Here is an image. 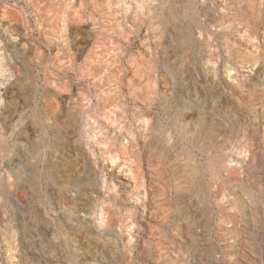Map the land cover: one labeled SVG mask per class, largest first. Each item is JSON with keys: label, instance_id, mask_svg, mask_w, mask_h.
I'll return each instance as SVG.
<instances>
[{"label": "rangeland", "instance_id": "obj_1", "mask_svg": "<svg viewBox=\"0 0 264 264\" xmlns=\"http://www.w3.org/2000/svg\"><path fill=\"white\" fill-rule=\"evenodd\" d=\"M121 1L0 0V264H264V0Z\"/></svg>", "mask_w": 264, "mask_h": 264}, {"label": "bare ground", "instance_id": "obj_2", "mask_svg": "<svg viewBox=\"0 0 264 264\" xmlns=\"http://www.w3.org/2000/svg\"><path fill=\"white\" fill-rule=\"evenodd\" d=\"M12 1H14V0H12ZM16 1V0H15ZM19 1V0H18ZM114 1V0H113ZM26 2V1H25ZM69 2V1H68ZM133 2V0H127V3H126V0L125 1H121V5H124L125 7H129L130 6V4ZM144 2V1H143ZM155 2V1H154ZM24 3V2H23ZM55 3V2H54ZM81 3V2H80ZM140 3V2H139ZM52 4V3H51ZM38 5V4H37ZM118 5V4H117ZM135 5V4H134ZM140 5V4H139ZM8 6V5H7ZM64 6V5H63ZM2 7V6H1ZM26 7V6H25ZM74 7V6H73ZM72 8V7H71ZM130 8V7H129ZM184 8V7H183ZM133 9V8H132ZM25 10V9H24ZM76 10V9H75ZM129 10H131V9H129ZM182 10V9H181ZM26 11V10H25ZM153 12V11H152ZM26 13H27V11H26ZM29 14V13H28ZM73 14V13H72ZM181 14V13H180ZM179 14V15H180ZM218 15V14H217ZM30 16V15H29ZM74 16V15H73ZM69 19V18H68ZM61 23V22H60ZM7 24V23H6ZM11 25V24H10ZM132 25V24H131ZM154 25V24H153ZM170 28V27H169ZM7 29V28H6ZM15 31H17V35H16V37H15V40H11V42H12V44L15 46V47H20L19 49L20 50H23V51H25L26 49H28V50H30V48H31V45L29 44V42L27 41V38H26V34H25V32H24V26H23V24L22 23H17L16 25H15V29H14ZM122 31V30H121ZM138 34V33H137ZM91 35H93V32H88V34H87V36L85 37V38H82V40H84V41H87L88 39H90V37H91ZM145 35H146V33H145ZM70 37V36H69ZM134 38V37H133ZM188 38V37H187ZM73 39V38H72ZM133 40V39H132ZM83 41V42H84ZM145 41V40H144ZM89 42V41H88ZM80 44H83V43H81V42H79ZM78 43V44H79ZM45 44V43H44ZM79 44V45H80ZM88 44V43H87ZM47 45V44H46ZM130 45V44H129ZM45 46V45H44ZM88 46V45H87ZM126 46V45H125ZM78 47H80V46H78ZM107 47V46H106ZM127 47V46H126ZM136 48V47H135ZM122 49V48H121ZM39 50H40V48H39ZM84 50V49H83ZM78 51V50H77ZM106 51V50H105ZM41 52V51H40ZM53 52H55V51H53ZM46 53V52H45ZM44 55V54H43ZM108 55H110V53L108 54ZM79 56V55H78ZM3 58H4V56H3ZM36 58V57H35ZM39 58H41V57H38V59ZM43 58H44V56H43ZM10 59V58H9ZM41 60V59H40ZM162 60V59H161ZM8 61V60H7ZM68 61V60H67ZM9 63V62H8ZM39 63V62H38ZM35 64V63H34ZM60 65V64H59ZM68 65V64H67ZM141 65V64H140ZM36 66V65H35ZM34 66V67H35ZM142 66V65H141ZM168 66V65H167ZM169 66H171V65H169ZM23 67V66H22ZM68 68V67H67ZM67 68H66V70H67ZM124 69V68H123ZM134 69V68H133ZM64 70V69H63ZM12 71V70H11ZM39 71V70H38ZM68 71V70H67ZM15 72V71H14ZM13 72V73H14ZM23 73V72H22ZM87 74V73H86ZM128 74V73H127ZM126 74V75H127ZM155 74V73H154ZM36 75V74H35ZM129 76V75H128ZM170 76V75H169ZM52 78V77H51ZM83 78V77H82ZM86 79V78H85ZM120 79L121 80H123L122 79V76H120ZM143 79V78H142ZM254 79V78H253ZM87 80V79H86ZM90 80V79H89ZM92 81V80H91ZM173 81V80H172ZM87 82V81H86ZM93 82V81H92ZM63 83V82H62ZM120 83H121V81H120ZM131 83V82H130ZM250 83V82H249ZM174 84V83H173ZM42 86V85H41ZM163 86V85H162ZM20 89V88H19ZM18 89V90H19ZM125 90V89H124ZM8 91H10V90H8ZM7 91V92H8ZM125 92V91H124ZM9 93V92H8ZM7 93V94H8ZM16 95V94H15ZM22 94H20V96H21ZM90 95H91V93H90ZM152 95H153V91H152V89H150V91H149V94H148V98L150 99L149 101H151L152 100ZM8 96V95H7ZM173 96V95H172ZM175 96V95H174ZM180 96V95H179ZM9 97V96H8ZM24 97V96H23ZM178 98V97H177ZM13 98H11V100H12ZM57 99H58V101H59V103H60V105H61V107L62 106H64V102H65V99H64V97L62 96V95H60L59 94V96L57 97ZM19 100V99H18ZM93 102V101H92ZM157 102V101H156ZM167 102V101H166ZM133 103V102H132ZM155 103V102H154ZM161 103V102H160ZM74 104V103H73ZM171 104H173V103H171ZM182 104H183V102H182ZM166 105H168V104H166ZM87 106V105H86ZM101 106V105H100ZM164 106V105H163ZM50 106H48V108H49ZM6 108V107H5ZM7 108H9V107H7ZM172 108V107H171ZM184 108V107H183ZM41 109V108H40ZM61 109V108H60ZM155 109V108H154ZM157 109H158V107H157ZM162 109V108H161ZM178 109H179V107H178ZM2 113V112H1ZM148 113V112H147ZM3 114V113H2ZM59 114V113H58ZM80 114V113H79ZM155 114V113H154ZM2 116V115H1ZM14 117V116H13ZM12 118V117H11ZM11 118H10V120H11ZM83 118V117H82ZM108 118V117H107ZM152 118V117H151ZM7 119V118H6ZM14 119V118H13ZM41 119V118H40ZM164 119V118H163ZM3 120V119H2ZM1 121V120H0ZM188 121V120H187ZM13 122V121H12ZM151 122V121H150ZM186 122V121H185ZM108 124V123H107ZM10 125H11V123H10ZM29 125V124H28ZM44 125V124H43ZM175 126V125H174ZM187 126V125H186ZM8 127V126H7ZM44 128V127H43ZM168 128V127H167ZM170 128V127H169ZM16 129V128H15ZM52 129V128H51ZM1 130V129H0ZM23 130V129H22ZM26 130V129H25ZM7 131V130H6ZM11 131V130H10ZM178 131V130H177ZM180 131V130H179ZM26 132V131H25ZM171 132V131H170ZM10 133V132H9ZM22 133H24V132H22ZM47 133V132H46ZM2 134V133H1ZM168 134V133H167ZM52 135H54L53 133H52ZM125 135V134H124ZM127 135V134H126ZM129 135V134H128ZM127 135V136H128ZM158 135H160V134H158ZM9 136V135H8ZM17 136V135H16ZM51 136V135H50ZM174 137H175V135H173ZM213 136V135H212ZM20 137V136H19ZM31 137V136H30ZM48 137V136H47ZM181 137V136H180ZM184 137V136H183ZM130 138H132V137H130ZM134 138V137H133ZM162 138V137H161ZM186 138V137H185ZM10 139V138H9ZM24 139V138H23ZM183 139V138H182ZM194 139V138H193ZM159 140V139H158ZM165 140V139H164ZM184 140V139H183ZM11 141V140H10ZM17 141V140H16ZM48 141V140H47ZM132 141V140H131ZM14 142H15V140H14ZM55 142V141H54ZM79 142V141H78ZM116 142V141H115ZM25 143V142H24ZM113 144V142L111 141V140H107V144ZM200 143V142H199ZM30 144V143H29ZM94 145V144H93ZM121 145V144H120ZM169 145V144H168ZM254 145V144H253ZM49 147H50V145H48ZM128 146V142H124V143H122V149L123 148H126ZM29 147V146H28ZM90 147V146H89ZM192 147V146H191ZM60 148V147H59ZM62 148V147H61ZM192 149V148H191ZM60 150V149H59ZM72 151V150H71ZM196 151V150H195ZM68 152V151H67ZM71 153V152H70ZM199 153V152H198ZM47 154V153H46ZM50 154V153H49ZM62 154V153H61ZM76 155H78L77 153H76ZM98 155V154H97ZM249 155V154H248ZM60 156V155H59ZM168 156V155H167ZM82 157V156H81ZM91 158V157H90ZM119 157H118V155H115V157H114V159H115V163L114 164H111L112 165V167H111V170H108V175H110V176H112L113 178H118V176H119V174H120V166H119V159H118ZM78 159H79V157H78ZM244 159V158H243ZM44 160V159H43ZM47 160V159H46ZM187 160V159H186ZM197 160V159H196ZM60 161V160H59ZM64 161V160H63ZM189 162V161H188ZM242 162V161H241ZM77 163H78V161H77ZM42 164V163H41ZM47 164H49V163H47ZM101 164V163H100ZM242 164V163H241ZM78 166V165H77ZM102 166V165H101ZM106 166V165H105ZM43 169V168H42ZM125 169V168H124ZM123 170V169H122ZM139 170V169H138ZM1 171V170H0ZM7 171V170H6ZM92 171V170H91ZM11 172V171H10ZM138 171H136L134 174H132V173H130L129 174V179L132 181V182H135V179H136V177H137V173ZM9 174V173H8ZM188 174V173H187ZM220 174V173H219ZM14 175H15V173H14ZM150 175V174H149ZM22 176V175H21ZM64 176V175H63ZM87 176H88V174H87ZM18 177V176H17ZM84 177V176H83ZM94 177V176H93ZM126 177V176H125ZM8 178V177H7ZM22 178H24V177H22ZM60 178V177H59ZM79 178V177H78ZM253 179V178H252ZM4 181V180H3ZM39 181V180H38ZM79 181V180H78ZM224 181V180H223ZM96 183V182H95ZM103 183L105 184V185H107V187H110V185L107 183V179H106V177H103ZM6 184V183H5ZM28 185V184H27ZM126 185V184H125ZM74 186V185H73ZM76 186V185H75ZM139 186L140 187H142V188H145V181L144 180H140V182H139ZM119 187V186H118ZM11 188V187H10ZM18 188V187H17ZM76 188H77V186H76ZM213 188V187H212ZM6 189V188H5ZM8 189V188H7ZM78 189H80V188H78ZM87 189V188H86ZM63 190V189H62ZM97 191V190H96ZM120 191V190H119ZM6 192V191H5ZM12 192V191H11ZM142 192V191H141ZM63 193H65V192H63ZM79 195V194H78ZM141 195V194H140ZM121 196V195H120ZM68 197V196H67ZM81 197V196H80ZM96 201V200H95ZM99 203V202H98ZM103 203V202H102ZM13 204V203H12ZM19 204V203H18ZM190 204V203H189ZM211 204V203H210ZM104 205V204H103ZM247 205V204H246ZM132 206V205H131ZM136 206V205H135ZM19 207V206H18ZM99 207V206H98ZM112 207V206H111ZM134 207V206H133ZM196 208V207H195ZM23 209V208H22ZM21 209V210H22ZM101 209V208H100ZM141 209V208H140ZM183 209V208H182ZM15 210H17V209H15ZM216 210V209H215ZM19 211V210H18ZM137 213V212H136ZM101 214V213H100ZM193 214V213H192ZM195 214V213H194ZM96 215V214H95ZM100 216V215H99ZM104 216H105V214H104ZM175 216V215H174ZM180 217V216H179ZM19 218V217H18ZM172 218V217H171ZM75 219V218H74ZM173 219V218H172ZM178 219V218H177ZM176 219V220H177ZM39 221V220H38ZM174 221V220H173ZM100 223V222H99ZM175 223H176V221H175ZM90 224V223H89ZM198 224V223H197ZM39 225V224H38ZM179 225V224H178ZM36 226H37V224H36ZM38 227V226H37ZM166 230V229H165ZM38 231V230H37ZM142 233V232H141ZM179 233V232H178ZM190 237V236H189ZM117 243V242H116ZM162 252V251H161ZM109 260V259H108ZM196 260V259H195ZM194 263V262H193ZM197 264H199V263H197Z\"/></svg>", "mask_w": 264, "mask_h": 264}]
</instances>
